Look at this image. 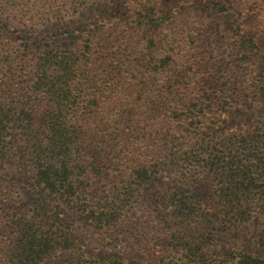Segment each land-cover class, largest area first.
<instances>
[{
	"label": "trees",
	"instance_id": "obj_1",
	"mask_svg": "<svg viewBox=\"0 0 264 264\" xmlns=\"http://www.w3.org/2000/svg\"><path fill=\"white\" fill-rule=\"evenodd\" d=\"M86 2L61 0L58 9ZM48 4L0 0V162L11 139L24 147V157L0 180V199L19 183L37 216L29 222L11 207L0 209V264H58L53 258L67 251L73 256L59 264H131L113 253L89 254L64 208L89 232L114 225L116 230L106 229L109 248L133 251V261L164 264V246L153 252L155 247L140 248L141 240L131 243L130 228L121 220L123 207L139 189L138 180H160L170 173L184 177L195 167L220 184L224 179L225 188L215 190L216 201L201 217L189 213L180 191L166 198L171 217L187 223L200 219L202 225L199 237L185 234L171 240L173 246L168 243L175 251L167 264H264V141L257 134L219 138L213 128L221 112L217 100L224 101L218 97L228 100L232 86L223 82L215 88L211 77L197 79L187 61L189 72L175 76L172 65L182 58L170 52L172 47L163 49L167 34L157 46L150 42L152 48L138 46L131 54L97 45L94 52L51 57L60 73L50 75L44 70L47 58L28 56L30 39L21 37L27 28L49 21L42 12H48ZM208 5L227 10L216 1ZM145 15L151 24L159 22L153 9ZM241 32L235 29L245 65L244 53L257 58L260 48ZM161 74L168 79L161 81ZM259 89L264 91V83ZM89 175L106 178L102 199L88 184ZM253 214L263 225L255 243L246 232ZM142 254L162 255L148 259Z\"/></svg>",
	"mask_w": 264,
	"mask_h": 264
},
{
	"label": "rangeland",
	"instance_id": "obj_2",
	"mask_svg": "<svg viewBox=\"0 0 264 264\" xmlns=\"http://www.w3.org/2000/svg\"><path fill=\"white\" fill-rule=\"evenodd\" d=\"M43 1L52 3L48 4V12L42 11L49 15V21L32 29L27 28L26 33H21V37L30 39L28 56L42 54L47 58L44 70L48 74L60 73L57 66L51 65V57H68L87 49L94 52L97 45L131 54L133 48L138 46L145 48L157 46L156 40L158 38L161 40L167 34L161 44L163 49L166 46L168 49L172 47L170 52L182 58V61L175 64L177 67L172 65L175 76L179 77L189 72L190 69L184 63L187 61L188 65L192 63L190 74H196V78L204 81L207 76L211 77L215 88L220 87L223 82L232 86L228 100L223 95L218 97L224 100L223 102L217 100L218 110L221 111L213 125L217 136L220 138L225 134L226 136L257 134L260 140L264 141V91L259 89L264 83V70L260 63L262 62L260 55L264 56V0H86V3L73 9H58L61 0ZM210 1L221 3L227 10L221 12L210 8L208 5ZM148 9L154 10L158 23L152 20L151 24L149 21L151 17L145 15ZM236 28H239L245 37L253 39L260 48L257 58L252 57L250 53H244L248 58V61L244 60L245 65L242 64L243 59L236 44ZM182 37L186 38L185 42L177 44ZM170 39L177 42L170 43ZM200 64L203 68H200ZM159 77L163 82L168 79L164 74ZM110 108L106 105L104 111L108 112ZM16 140L11 139L7 155L0 162V180L9 174L6 170L9 168L12 170L19 157H24V147ZM26 170V177H29L30 169ZM160 177V180L146 178L135 182L134 185L140 187L130 203L127 202L128 204L123 207L121 220L125 229L130 228L131 243L134 242V238L141 240L140 248L155 247L153 252L156 248L164 246L162 254L165 255L160 260L167 264L168 258L174 254L171 252L175 251L167 247L168 243L173 246L171 240L181 239L185 234L199 237L198 230L202 225H199L200 219L196 221L195 218L192 221L194 223H187L171 217L166 198L177 195L180 191L183 198L189 202L187 206L189 213L195 212L196 217L199 215L201 217L209 209L210 203L216 201L215 190L223 187L224 179L220 184L212 178H207L196 167L191 168L184 177L175 173L162 174ZM105 179L88 176V184L91 188L94 187L95 196L100 199L107 190ZM9 207L14 209V213L20 212L25 215L29 222L37 217L30 197L23 195L19 183L14 191H9L6 199H0V209ZM63 210H66L65 217L68 220L75 219L73 228L89 254L113 253L123 260L128 259L131 264H145L144 261H133L135 253L131 250L116 251L107 246L109 242L105 240L106 229L116 230L114 225L110 224L103 230L92 228L89 232L82 227L73 211L65 208ZM252 210L258 211L257 208ZM253 217H255L253 222L246 225V232L250 233L249 237L254 239L255 243L263 225L259 215L253 214ZM145 244L147 245L144 246ZM72 253L74 252L67 251L63 254L59 252L53 260L59 264L71 258ZM142 255L148 259L161 256Z\"/></svg>",
	"mask_w": 264,
	"mask_h": 264
}]
</instances>
